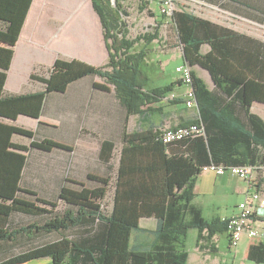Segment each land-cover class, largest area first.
I'll return each mask as SVG.
<instances>
[{
  "label": "trees",
  "instance_id": "16d2710c",
  "mask_svg": "<svg viewBox=\"0 0 264 264\" xmlns=\"http://www.w3.org/2000/svg\"><path fill=\"white\" fill-rule=\"evenodd\" d=\"M32 1L0 0V41L7 45L0 44L1 114L16 116L26 112L28 99L65 91L77 78L92 74L106 78L115 86L116 96L125 105L128 115H146L152 102L162 101L174 89V82L146 88V77H143L146 53L143 49L132 50L141 38L147 42L156 38L158 28L153 34L135 39H129L126 31L116 34L108 27L105 8L95 0L108 40V63L95 67L80 60L58 59L49 78L31 74L32 79L47 83L48 88L43 92L5 94L6 71L14 55L13 45L20 36ZM115 2L122 6L118 0ZM171 18L184 62L209 70L224 91L231 93L235 89L234 98L245 107L254 101H264V81L253 79L246 70L247 65L228 78L229 68L236 67L228 59L230 53H244L237 48L242 35L188 9H175ZM162 24L158 20L159 28ZM205 44L211 47L207 53L202 51ZM224 81L229 84L222 86ZM94 85L105 90L109 88L105 84ZM193 88L198 116L176 127L196 122L204 128L203 134L164 142L157 125L124 132L116 172L112 165L116 145L104 140L100 157L108 162L106 174L89 173L83 181L64 177V184L68 181L75 186L65 184L59 190L29 189L20 185L26 175L25 170L22 176L26 156L8 150L14 148L31 154L36 146L47 152L69 146L46 138L38 139L34 147L15 143L11 140L12 134L32 137L35 133L15 125L0 124V162L16 167L0 163V264H20L39 258H51L53 264H188L187 234L191 228L207 229L210 233L226 228L225 220H206L202 208L195 204L198 174L212 163L264 164V120L248 109L247 123L234 111L232 117L223 115L216 107L215 92L194 72ZM171 145H180L182 149L172 153ZM4 181L8 183H2ZM111 189L113 201L107 206L105 200ZM31 190H37L44 197H38L37 201L49 203L51 207L23 197L24 192L35 194ZM46 199L49 200L46 202ZM61 200L65 201L62 207ZM146 217L156 220L154 237L149 241L134 239L133 233L144 229L140 220ZM249 257L264 262V244L253 246Z\"/></svg>",
  "mask_w": 264,
  "mask_h": 264
},
{
  "label": "crops",
  "instance_id": "0c3cea01",
  "mask_svg": "<svg viewBox=\"0 0 264 264\" xmlns=\"http://www.w3.org/2000/svg\"><path fill=\"white\" fill-rule=\"evenodd\" d=\"M191 1L208 6L207 11H213V9L222 11L224 16L230 18V21L223 22V20L205 16L204 18L234 29L242 35L239 36L240 46L237 48L244 53L238 54V51L234 54L230 53L228 59L236 67L229 68L228 78L236 75V71L242 70L241 66L245 64L247 72H250L253 79L264 81V0ZM153 17L158 18L157 11ZM103 26L95 0H33L20 36L13 45L14 55L6 71L4 93L20 95L43 92L45 88H48L47 83L32 79L31 74L36 73L38 76L49 78L58 59L80 60L95 67L106 65L110 58V51ZM0 44L7 46L1 41ZM210 49L211 47L207 44L202 47V51L206 53ZM181 53L183 57L181 63H183L185 58L182 51ZM192 70L204 80L210 90L215 92L216 107L223 115L232 117V111H234L240 120L247 123L248 109L249 112L264 120V101H254L249 107H245L234 98L236 90L234 89L231 93L224 91L215 82L209 70L198 65L193 66ZM220 75L224 79V76ZM179 81L178 78L172 81L175 87L170 93L176 95L174 99L166 95L162 101L152 102L150 112L142 117L140 114L128 115L125 105L116 96L115 86L106 78L95 74L77 78L65 88V91L46 93L36 100L28 99L26 112H19L16 116L0 112V124L8 127L15 125L35 133L32 137L22 133L12 134L11 140L15 143L34 147V142L46 138L69 146L65 149L56 147L50 152L36 146L31 154L9 148L8 151L16 155L26 156L22 176L25 170L26 175L24 180L22 177L20 185L29 189L59 190L65 184L75 186L73 182L68 181L64 184V177L67 180L83 181L89 173L106 174L108 162H104L100 157L104 140L113 141L116 145V154L114 153L112 158L113 171L116 172L120 165L124 132H131L139 127L146 128L149 125H157L161 129L166 126L176 127L197 118V107L189 108L183 97L187 86ZM95 83L105 84L109 88L107 90L96 88ZM227 84L229 83L224 81L222 86ZM181 149L180 145L170 146L172 153H177ZM3 164L16 168L13 164ZM34 173L36 178H33ZM204 173L202 171L196 178L194 202L202 208L206 220L215 218L224 220L236 215L239 211L238 204L224 215L213 213L208 218L202 202L198 200L199 196L209 192L222 194L227 189L234 188L232 182H235L237 183L235 192L242 196L241 203L250 189L249 184L239 177L216 173L213 185L208 188L203 185ZM2 183H8V181ZM140 226L144 229L136 230L133 238L142 241L151 240L157 226L154 217L142 218ZM215 227L218 228L217 225ZM190 230L194 231L195 239L192 247L188 242ZM190 230L187 234L188 264H225L220 257V243L224 236L228 250L236 253L240 248H247L246 259L250 264H264L249 257L251 248L264 244V239L252 240L245 236L240 241H243L242 244L239 242L236 247H233L226 228L215 233L197 227ZM41 259L43 261L47 259L46 261L49 262V258H39L20 264H30ZM51 261L53 262L52 259Z\"/></svg>",
  "mask_w": 264,
  "mask_h": 264
},
{
  "label": "rangeland",
  "instance_id": "374dc122",
  "mask_svg": "<svg viewBox=\"0 0 264 264\" xmlns=\"http://www.w3.org/2000/svg\"><path fill=\"white\" fill-rule=\"evenodd\" d=\"M118 1L127 10V27L124 28L123 32L126 31V36L129 39H135L137 36H144L148 33L153 34L158 28L156 38H154L150 42H147L146 39L141 38L139 41L134 43L132 48L133 51H139L140 49H143V51L146 53V57L143 62V77H146V88L151 89L155 86H162L171 83L173 79H176L179 76V73L176 71V67L182 62L183 57L181 53L182 48L178 45L179 42L175 30L176 26L171 18V15L162 17V0H125V2H122V0ZM112 2H115V0H112ZM207 7L208 6H205L201 3H193L191 0L174 1V8L176 10L188 9L192 10V12L201 17L205 16L207 18L219 19L223 20V22L230 21V18L228 16H224L222 11L217 9H213V11L209 9L210 11H207ZM153 11L154 13L157 11L158 18L155 19V17L151 15L150 12ZM158 20L163 22L160 28L159 25H157ZM114 32L118 34L116 31ZM204 172V176H202L203 185L209 188L213 185V179L216 175V171L206 170ZM33 178H36L35 173L33 174ZM232 185L234 186V188H229L222 194L209 192V194L205 193L204 195L201 194L199 196L198 200L202 202L205 214L208 218H210V215L213 213L224 215L230 212L232 207L240 203L242 196L235 192L237 183L232 182ZM31 191H33L35 194L24 192L23 197H27L29 200H32L36 204L51 207L49 203H44L43 201L36 200L38 197H42L39 195V192L37 190ZM47 200L49 199H46V202ZM111 200L112 189L109 193L108 198L105 200L107 206L110 205ZM63 204H65V201L61 200V202L59 203L60 207H62ZM193 234L194 231L190 230V234H188V242L190 247H192L195 242ZM242 243L243 241L240 242V244ZM220 246V257L225 262V264H233L235 262H237L238 264H242L243 262H245V264H250L246 259L247 248H240L239 251L233 253V251L228 250V244L226 242L225 236L221 238ZM46 260L47 259H45L44 261L43 259L36 260L30 262V264H51L52 261L50 258L49 262Z\"/></svg>",
  "mask_w": 264,
  "mask_h": 264
},
{
  "label": "built area",
  "instance_id": "2783aa9c",
  "mask_svg": "<svg viewBox=\"0 0 264 264\" xmlns=\"http://www.w3.org/2000/svg\"><path fill=\"white\" fill-rule=\"evenodd\" d=\"M175 0H162L161 13L171 15L174 12ZM178 79L186 84L187 90L183 94L189 108L196 106L195 90L193 88V70L190 64L183 62L176 67ZM174 93L168 98L174 99ZM204 133V128L199 124L183 125L179 127H165L161 129L164 142L183 139L186 136H195ZM204 170H215L217 174H230L245 180L250 189L244 200L238 204V213L226 221V230L229 233L231 245L236 247L243 237L249 239H264V164L245 165H219L212 163Z\"/></svg>",
  "mask_w": 264,
  "mask_h": 264
},
{
  "label": "flooded vegetation",
  "instance_id": "af4514ba",
  "mask_svg": "<svg viewBox=\"0 0 264 264\" xmlns=\"http://www.w3.org/2000/svg\"><path fill=\"white\" fill-rule=\"evenodd\" d=\"M110 7L113 8V12L105 9L106 14L108 13L110 15V17L106 15L109 25L108 27L117 32L121 27V25L119 26V24H121V19H125V21L127 22V10L124 8V6H119L115 2H112L110 4Z\"/></svg>",
  "mask_w": 264,
  "mask_h": 264
},
{
  "label": "water",
  "instance_id": "95a60500",
  "mask_svg": "<svg viewBox=\"0 0 264 264\" xmlns=\"http://www.w3.org/2000/svg\"><path fill=\"white\" fill-rule=\"evenodd\" d=\"M96 2L98 4H101L103 8L110 10V11H114L112 7H110V4L112 3V0H96ZM107 15L110 17V15L107 13ZM121 25V27L118 29L117 33L121 34L124 31V28L127 26V22L125 21V19H121V24H119V26Z\"/></svg>",
  "mask_w": 264,
  "mask_h": 264
},
{
  "label": "bare ground",
  "instance_id": "6f19581e",
  "mask_svg": "<svg viewBox=\"0 0 264 264\" xmlns=\"http://www.w3.org/2000/svg\"><path fill=\"white\" fill-rule=\"evenodd\" d=\"M196 123V122H195Z\"/></svg>",
  "mask_w": 264,
  "mask_h": 264
}]
</instances>
